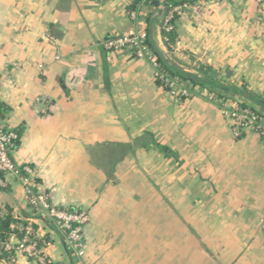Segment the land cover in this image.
Here are the masks:
<instances>
[{
    "label": "crops",
    "instance_id": "obj_1",
    "mask_svg": "<svg viewBox=\"0 0 264 264\" xmlns=\"http://www.w3.org/2000/svg\"><path fill=\"white\" fill-rule=\"evenodd\" d=\"M133 1L0 0V104L19 134L11 156L36 167L55 206L88 211L82 264H264L257 134L235 136L203 88L178 98L156 83L149 60L102 45L153 16V40L174 66L264 100V6L197 0L175 18L167 45L164 8L141 0L134 21ZM0 178V217H11L16 238L31 225L40 248L18 264H76L54 225L34 217L21 183Z\"/></svg>",
    "mask_w": 264,
    "mask_h": 264
},
{
    "label": "built area",
    "instance_id": "obj_2",
    "mask_svg": "<svg viewBox=\"0 0 264 264\" xmlns=\"http://www.w3.org/2000/svg\"><path fill=\"white\" fill-rule=\"evenodd\" d=\"M256 2L264 6V0H256ZM190 6L191 4L187 3L172 6L163 16L164 30H172L175 18L183 16L184 10ZM130 17L137 21L136 11L132 10ZM137 26L127 34L106 38L102 42L103 47L108 51L127 49L133 56L149 60L154 70V79L160 80L161 86L178 98L188 97L194 90L201 89L198 85H191L189 81L172 77L162 70L147 41L144 23H138ZM201 90V94L208 101L219 104L221 114L231 120L232 132L235 136H239L242 130L250 128L264 145V114L249 107L236 106L237 101L232 98L221 100L217 97V93ZM18 138V132L8 128L0 115V174L10 175L21 183L34 217L49 220L60 233L66 252L76 260V264H82L85 255L84 227L89 221L88 211L83 208L62 209L51 202L49 194L38 187L36 167L27 164L18 166L14 162L11 153ZM0 184H2L1 178ZM12 230L13 226L10 227L7 236H0V264H18V256L28 259L40 258L38 239L31 225L21 228L22 235L19 238L15 237ZM40 262L47 263L44 259Z\"/></svg>",
    "mask_w": 264,
    "mask_h": 264
},
{
    "label": "trees",
    "instance_id": "obj_3",
    "mask_svg": "<svg viewBox=\"0 0 264 264\" xmlns=\"http://www.w3.org/2000/svg\"><path fill=\"white\" fill-rule=\"evenodd\" d=\"M141 0H134L131 5L129 6V9H135L136 5L140 2ZM197 0H166L165 1V5H164V11H163V15L167 13V11L175 5H181V4H191L193 2H195ZM155 17L150 16L147 19L148 22V26L146 28V33H147V41L150 44L149 41V35L151 34V30H150V26L152 25V23L155 21ZM162 21H163V16L159 19V23H161L162 25ZM161 33H162V37L165 41V43L168 45L169 43H173L175 38H176V30H175V25L173 26L172 30L169 31H165L163 27H161ZM151 46V44H150ZM169 47V46H168ZM152 48V47H151ZM153 50V49H152ZM154 54L156 55L157 61L159 62L160 68L164 71H166L170 76H176L178 78L187 80L191 83V85H198L200 88H203L209 92H215L217 93V97L220 98L221 100H225L227 99L229 96H232V94H239L242 95L244 97H246L247 99L254 101L259 107H261L262 109H264V100L261 99L260 97L248 92L244 87L241 88H235L234 86H229V90L226 92L220 91V88L212 83L214 81V79H212L211 77H209L207 75V71L205 70H198L197 72L193 73V72H187L184 71L182 69H179L178 67L174 66L169 59L163 55V53H161L160 55L158 53H156L153 50ZM194 76H197L200 80L196 81L193 79ZM156 83L158 85H162V82L158 79H155ZM196 92L193 91L192 95L195 94ZM190 95V96H192ZM189 97V96H188ZM183 98V97H182ZM219 106V104H217ZM236 106H241V107H248L245 104L241 103V102H237ZM250 108V107H249ZM5 112V108L0 104V115L3 116ZM12 222V219L9 215H4L0 217V236L4 237L7 236V234L10 232V223Z\"/></svg>",
    "mask_w": 264,
    "mask_h": 264
},
{
    "label": "water",
    "instance_id": "obj_4",
    "mask_svg": "<svg viewBox=\"0 0 264 264\" xmlns=\"http://www.w3.org/2000/svg\"><path fill=\"white\" fill-rule=\"evenodd\" d=\"M151 2H152V4H155L157 7H160V8H163V7H164V5H163V4H160L157 0H152ZM149 41H150V44H151L152 49H153L156 53H158V54L160 55L162 52H161V51L158 49V47L156 46V44H155V42H154V40H153V34H152V32H151V34L149 35ZM193 79L196 80V81H199V80H200L197 76H194ZM212 83L216 84L218 87H220V88L223 89V90H229L228 87H226V86H224V85H222V84H220V83H218V82H212Z\"/></svg>",
    "mask_w": 264,
    "mask_h": 264
}]
</instances>
